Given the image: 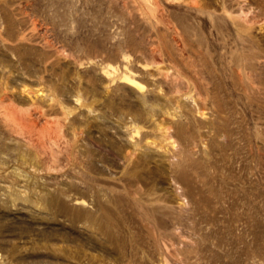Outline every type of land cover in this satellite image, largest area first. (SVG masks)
Instances as JSON below:
<instances>
[{
	"label": "rangeland",
	"instance_id": "rangeland-1",
	"mask_svg": "<svg viewBox=\"0 0 264 264\" xmlns=\"http://www.w3.org/2000/svg\"><path fill=\"white\" fill-rule=\"evenodd\" d=\"M165 261L264 264V0H0V264Z\"/></svg>",
	"mask_w": 264,
	"mask_h": 264
},
{
	"label": "bare ground",
	"instance_id": "bare-ground-1",
	"mask_svg": "<svg viewBox=\"0 0 264 264\" xmlns=\"http://www.w3.org/2000/svg\"><path fill=\"white\" fill-rule=\"evenodd\" d=\"M194 3V2H193ZM196 3V2H195ZM242 10V9H241ZM241 12H243V11H240V13ZM245 15V13L241 16L242 18H243V20L244 21H249V19H246V16H244ZM244 16V17H243ZM245 18V19H244ZM112 71H114V70H112ZM108 73L109 74V71H105V73ZM110 75H111V71H110ZM120 78H121V80L124 82V83H126V84H129V85H131V86H134V87H142L143 86V84L136 78V74H135V72L134 71H132L131 69H126L125 70V72L123 73V75H121L120 76ZM144 87V86H143ZM39 93V92H38ZM41 94V93H40ZM12 116H13V119L14 120H18V121H22V123L26 126V127H28V129H30V130H36V131H38V133H40V134H42V135H45V137H46V139L47 140H49V136H51V138L53 139V140H56V139H58V137H59V131H60V126L58 125V123L57 122H53L52 124H51V127L48 129V130H46V131H44L43 129H36V122L34 121V119L32 118V117H30V113H27V114H25V113H18V112H15V111H13L12 112ZM167 127V126H166ZM168 128V127H167ZM167 128L165 129V130H163V132H164V135H165V133L167 134ZM168 129H170V128H168ZM42 132V133H41ZM35 133V132H34ZM46 133H48V134H46ZM32 136H33V134H32ZM37 137H38V140L37 141H39V136L38 135H36ZM35 135H34V137H36ZM41 136V135H40ZM42 137V136H41ZM44 137V136H43ZM30 139H29V141L30 142H34V140H32V138H31V135H30V137H29ZM37 139V138H36ZM44 139V138H43ZM41 141V140H40ZM39 141V142H40ZM35 142H36V140H35ZM42 142H44V141H42ZM169 262V261H168ZM165 263H166V261H165ZM161 264V263H160ZM167 264V263H166ZM227 264V263H226Z\"/></svg>",
	"mask_w": 264,
	"mask_h": 264
}]
</instances>
